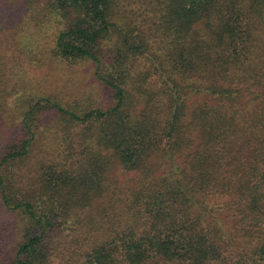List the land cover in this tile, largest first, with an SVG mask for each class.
Masks as SVG:
<instances>
[{
  "label": "trees",
  "instance_id": "16d2710c",
  "mask_svg": "<svg viewBox=\"0 0 264 264\" xmlns=\"http://www.w3.org/2000/svg\"><path fill=\"white\" fill-rule=\"evenodd\" d=\"M48 14L104 110L14 98L11 42ZM6 127L0 264H264V0H0Z\"/></svg>",
  "mask_w": 264,
  "mask_h": 264
},
{
  "label": "rangeland",
  "instance_id": "374dc122",
  "mask_svg": "<svg viewBox=\"0 0 264 264\" xmlns=\"http://www.w3.org/2000/svg\"><path fill=\"white\" fill-rule=\"evenodd\" d=\"M34 21H37L38 25L31 30V33L28 32L23 37L17 36L14 42H11L9 49L14 54V58H18L19 65L16 69L21 66L19 77L24 79V88H26L20 91L18 89L14 98L30 104L39 97H49L53 102L76 110L79 104L81 109L104 110L112 100L110 92L100 87L97 82L94 69V67L98 68L97 73H100L104 67L100 64L94 66L90 62L77 64L51 58V38L57 23L49 14L40 16ZM31 23L30 21V26ZM6 36L3 38L7 39ZM47 111V117H58L50 109ZM9 130L7 127L0 130V148L10 140ZM43 145L44 142L38 141L33 147L32 155L41 156ZM11 216L9 211L4 210L0 198V228H4L8 233L12 224ZM12 235L9 238L0 235V240L2 239L0 253L6 254L13 246Z\"/></svg>",
  "mask_w": 264,
  "mask_h": 264
}]
</instances>
